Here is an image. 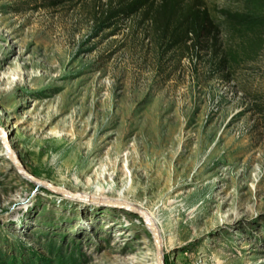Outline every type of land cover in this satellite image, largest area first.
<instances>
[{"label":"rangeland","instance_id":"obj_1","mask_svg":"<svg viewBox=\"0 0 264 264\" xmlns=\"http://www.w3.org/2000/svg\"><path fill=\"white\" fill-rule=\"evenodd\" d=\"M105 1L0 0V128L30 175L89 198L0 143V264H156L146 225L95 189L153 215L165 264H264V42L221 71L225 31L169 51L141 15L107 29Z\"/></svg>","mask_w":264,"mask_h":264},{"label":"trees","instance_id":"obj_2","mask_svg":"<svg viewBox=\"0 0 264 264\" xmlns=\"http://www.w3.org/2000/svg\"><path fill=\"white\" fill-rule=\"evenodd\" d=\"M49 7L87 0H40ZM101 2L103 0H100ZM102 23L110 29L120 19L141 15L169 51L198 48L225 31L232 43L224 54H216L219 70L232 69L239 58L257 54L264 42V0H235L236 8H225L215 18L211 12L188 0H106ZM162 43V44H163ZM214 57V58H215Z\"/></svg>","mask_w":264,"mask_h":264},{"label":"water","instance_id":"obj_3","mask_svg":"<svg viewBox=\"0 0 264 264\" xmlns=\"http://www.w3.org/2000/svg\"><path fill=\"white\" fill-rule=\"evenodd\" d=\"M0 135L3 136L2 141L4 143V146L10 151V154H11L10 159H11L12 163L15 165V167L18 169V171L22 175L28 177L32 181H34V182L38 183L39 185L49 189L50 191H52L56 194L62 195L66 198L77 199V200H89V198L86 197L85 195L72 193V192H70V191H68L62 187H56L49 182L42 181V180L30 175L27 172V170L25 169V167L23 166L19 157L16 156V154L13 152L12 148L10 146H8V140L10 139V136H7L2 128H0ZM91 200L94 201V203L100 205L101 207L115 208V209H119L122 211H127L129 213H132V214H135L136 216H138L139 219L146 225L147 229L149 230V232L152 235L153 243H154V249H155L156 264H165L164 255L162 252V243H161L159 230H158L157 226L155 225V223L152 221V219L148 216V214L146 212L138 210L135 207L131 206L130 204H128L126 202H122V201H114L111 199H109V200H107V199L106 200H104V199H91Z\"/></svg>","mask_w":264,"mask_h":264},{"label":"bare ground","instance_id":"obj_4","mask_svg":"<svg viewBox=\"0 0 264 264\" xmlns=\"http://www.w3.org/2000/svg\"><path fill=\"white\" fill-rule=\"evenodd\" d=\"M7 127V126H6ZM5 127V128H6ZM5 128H3V130H4V132H5ZM6 133V132H5ZM2 137L3 136H1L0 135V143L2 144V146L4 147V155L6 156V157H10V151L4 146V143H3V141H2ZM15 141H16V139L14 138L13 140H8V146H10L11 148H12V150H13V152L16 154V156H18V153L16 152V150L14 149V145H15ZM88 195H90V196H92V197H97V198H99V199H104V200H109L110 198H108L107 196H105V192L103 191V190H101V189H95V192L94 193H91V194H88ZM111 200H114V199H111ZM114 201H116V200H114ZM117 201H119V200H117ZM126 202V201H125ZM126 203H128V204H130L131 206H133V207H135L136 209H138V210H141V211H144V212H146L147 214H148V216L152 219V221L155 223V225H156V222H155V220H154V218H153V215L148 211V210H146V208L144 207V206H142V205H134L133 203H131V202H126ZM98 206V205H97ZM131 264H134V263H131Z\"/></svg>","mask_w":264,"mask_h":264}]
</instances>
